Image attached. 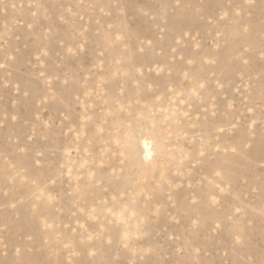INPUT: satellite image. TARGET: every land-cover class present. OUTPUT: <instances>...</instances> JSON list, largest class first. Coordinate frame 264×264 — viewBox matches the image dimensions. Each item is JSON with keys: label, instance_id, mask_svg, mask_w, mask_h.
<instances>
[{"label": "rangeland", "instance_id": "1", "mask_svg": "<svg viewBox=\"0 0 264 264\" xmlns=\"http://www.w3.org/2000/svg\"><path fill=\"white\" fill-rule=\"evenodd\" d=\"M0 264H264V0H0Z\"/></svg>", "mask_w": 264, "mask_h": 264}, {"label": "bare ground", "instance_id": "2", "mask_svg": "<svg viewBox=\"0 0 264 264\" xmlns=\"http://www.w3.org/2000/svg\"><path fill=\"white\" fill-rule=\"evenodd\" d=\"M148 147V146H147Z\"/></svg>", "mask_w": 264, "mask_h": 264}]
</instances>
